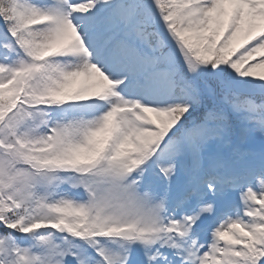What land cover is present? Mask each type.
<instances>
[{"label": "snow or ice", "instance_id": "1", "mask_svg": "<svg viewBox=\"0 0 264 264\" xmlns=\"http://www.w3.org/2000/svg\"><path fill=\"white\" fill-rule=\"evenodd\" d=\"M0 264H264V0H0Z\"/></svg>", "mask_w": 264, "mask_h": 264}]
</instances>
